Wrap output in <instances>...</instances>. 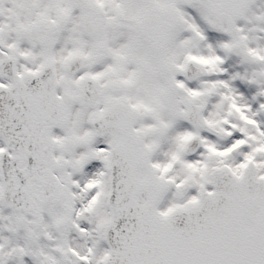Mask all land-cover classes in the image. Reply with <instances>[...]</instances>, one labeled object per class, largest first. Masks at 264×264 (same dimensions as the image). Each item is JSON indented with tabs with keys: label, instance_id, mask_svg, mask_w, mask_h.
I'll return each mask as SVG.
<instances>
[{
	"label": "snow or ice",
	"instance_id": "obj_1",
	"mask_svg": "<svg viewBox=\"0 0 264 264\" xmlns=\"http://www.w3.org/2000/svg\"><path fill=\"white\" fill-rule=\"evenodd\" d=\"M0 264H264V0H0Z\"/></svg>",
	"mask_w": 264,
	"mask_h": 264
}]
</instances>
